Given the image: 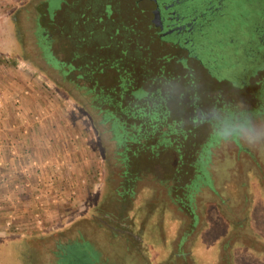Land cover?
Returning <instances> with one entry per match:
<instances>
[{"label":"rangeland","instance_id":"rangeland-1","mask_svg":"<svg viewBox=\"0 0 264 264\" xmlns=\"http://www.w3.org/2000/svg\"><path fill=\"white\" fill-rule=\"evenodd\" d=\"M46 1L0 0V264H27V252L29 264L80 259L85 264H264V151L213 146L207 129L194 119L206 104L237 96L264 111V0H222L217 24L203 30L206 37L215 30L222 35L221 59L212 65L211 49L205 54L201 47L198 56L171 36H160L151 22L150 0H105L113 11L92 12L82 26L88 35L104 32L106 50L112 32L114 40L121 39L136 16L138 25L156 33L150 48L173 76L199 78L200 87L181 112L167 105L170 122L194 133L192 150L185 154L187 174L176 185L168 166L155 176L138 168L134 184H121L115 142L107 133L100 140L73 99L89 106L85 90L91 84L81 79L80 48L52 30L62 1L51 14ZM218 2L178 0L175 9L193 15L209 6L215 14ZM39 3L43 16L36 22ZM100 8L105 10L104 4ZM83 11L84 5L79 14ZM37 31L51 42L66 76L43 70L33 44ZM176 154L173 148L160 152L168 160ZM248 170L254 175H246ZM172 251L177 258L169 256Z\"/></svg>","mask_w":264,"mask_h":264},{"label":"trees","instance_id":"trees-1","mask_svg":"<svg viewBox=\"0 0 264 264\" xmlns=\"http://www.w3.org/2000/svg\"><path fill=\"white\" fill-rule=\"evenodd\" d=\"M61 1L62 6L59 8L62 10L59 16L61 19L50 21L53 25L52 30L55 29L59 35L65 37L68 45L74 44V47L80 48L78 57L85 61L81 79L91 84L85 90L89 106L85 107L82 102L73 99L91 120L100 140L107 133L109 140L115 142L113 158L121 169L120 176L123 177L121 184H134L137 175L144 168L147 174L155 176L165 166L170 168L171 185L184 180L187 174L185 154L192 150L191 138L194 133L191 134L189 129L186 134L185 130L175 127V120L170 122L172 112L158 92L160 81L173 75L168 65L152 47L150 48V45L158 39L156 33L149 30L150 26L138 25L139 19L135 16L136 20L130 21L126 31L120 32L121 39L114 40L115 31L112 32L108 48L105 50V45L102 43L104 32L95 30L88 35L82 27H85L87 18L92 12L98 15L106 14V10L113 11L107 3L105 5V0ZM103 4L105 10L99 9ZM83 5V12L88 15L86 17L82 16L83 12L79 14ZM219 5L223 7V2ZM217 22L218 19H215L209 26L210 29ZM75 24L82 27L83 31H80L79 26L75 27ZM193 33H195L193 40L187 43L180 42V45L189 50L195 49L194 52L198 56L201 47L205 54L207 49H211L207 53L211 61L210 65L219 63L221 59L218 52L219 42H223L221 33L215 30L207 37L201 36L196 30ZM202 38L205 44L200 43ZM18 41L22 42L21 34L18 35ZM215 54L216 61L215 56L212 57ZM89 56L93 58L90 60ZM51 59L58 62L54 56ZM88 61L93 64L91 68L88 66ZM56 85L63 89L60 84L56 83ZM165 148H173L177 153L175 159L161 158L160 152ZM202 151L204 155L207 153L205 149ZM197 161L201 162L200 159ZM196 182L197 180L192 184ZM110 194L112 196V192ZM110 194L106 196L105 202L108 201ZM29 256L27 252L25 258L27 264H29L27 261Z\"/></svg>","mask_w":264,"mask_h":264},{"label":"clouds","instance_id":"clouds-1","mask_svg":"<svg viewBox=\"0 0 264 264\" xmlns=\"http://www.w3.org/2000/svg\"><path fill=\"white\" fill-rule=\"evenodd\" d=\"M197 72L204 76L198 68ZM199 87L196 76H169L160 81L158 92L171 109L181 112L186 100ZM196 120L207 129L213 146L264 151V111L251 108L238 96L233 101L206 104L197 111Z\"/></svg>","mask_w":264,"mask_h":264},{"label":"flooded vegetation","instance_id":"flooded-vegetation-1","mask_svg":"<svg viewBox=\"0 0 264 264\" xmlns=\"http://www.w3.org/2000/svg\"><path fill=\"white\" fill-rule=\"evenodd\" d=\"M46 1V0H45ZM61 0H48L47 2V9L49 11V13L51 14L52 11L58 7L59 2ZM191 2V0H189ZM171 2V6H168L167 8H164L161 6V2L155 3L154 4V8L157 6V4L159 5V9H160V14H161V21L163 24V29H173L171 31L170 34H168L169 36H171L172 38H174V43H177L180 45V42L183 43H187L189 41L192 40L191 34L194 32V30H196V32H198L201 36H203L205 34V32H203V30L207 27L210 26L212 24V22L215 20V15H218L220 10H221V4L222 0L218 2V5H216L215 9H217L215 14H211L210 12L214 11L211 10L212 8L207 6L204 8L203 11H201L199 14L194 13L193 15H180L181 13H179L178 11H176L175 9V4L178 3V0H168V1H162L163 4L165 3H170ZM36 6V15H35V20L37 22V20L39 19V16H43V12H39V7H43L42 3H39L38 5L35 4ZM153 10V9H152ZM174 12V13H172ZM205 14H210V17H206L204 18L205 20L203 22H197V18H202L203 15ZM186 16V17H185ZM43 19V17H42ZM39 23V22H38ZM38 23H36L38 25ZM36 29L38 30V28L34 27L32 29V31H36ZM158 31L160 32L159 28L157 27ZM40 34V35H39ZM34 45H36V48L38 49V54H40V58L43 60V64H44V71H52L53 69L58 73V75L60 76H66L68 73V71H66L65 69H63L64 63L58 61V62H54L51 58L54 56V52L52 51L51 48V42H49V40L45 39L43 41V33H39L37 31L34 32ZM163 37V36H162ZM166 37V36H164ZM25 38V37H24ZM185 47V46H184ZM186 48V47H185ZM55 57V56H54ZM201 163V162H200ZM246 175L248 176H253L254 173L252 170H248L246 172ZM191 187V186H190ZM222 203V202H221ZM180 204H183V202H180ZM187 209H190V205H185ZM183 207V206H181ZM107 216V215H105ZM108 217V216H107ZM169 256L172 259L177 258L178 254L174 253V251H172ZM65 260V259H64ZM72 260V259H71ZM67 261V260H66ZM75 261V259H74ZM81 259L79 260V262L76 264H85V263H80Z\"/></svg>","mask_w":264,"mask_h":264},{"label":"water","instance_id":"water-1","mask_svg":"<svg viewBox=\"0 0 264 264\" xmlns=\"http://www.w3.org/2000/svg\"><path fill=\"white\" fill-rule=\"evenodd\" d=\"M152 2H155L157 3L158 0H150ZM161 6L164 7V8H167L168 6H171V2L170 3H165L163 4L161 2ZM174 13V12H172ZM151 22L153 24L154 27H158L159 30H160V36H167L168 34L171 33V31L173 29L169 28V29H163V24H162V21H161V14H160V9H159V5L157 4V6L155 8H153L152 10V18H151Z\"/></svg>","mask_w":264,"mask_h":264},{"label":"built area","instance_id":"built-area-1","mask_svg":"<svg viewBox=\"0 0 264 264\" xmlns=\"http://www.w3.org/2000/svg\"><path fill=\"white\" fill-rule=\"evenodd\" d=\"M6 224H9V222L7 221Z\"/></svg>","mask_w":264,"mask_h":264}]
</instances>
